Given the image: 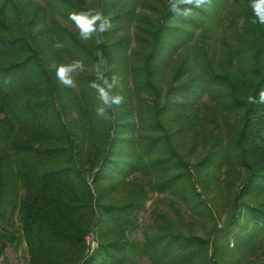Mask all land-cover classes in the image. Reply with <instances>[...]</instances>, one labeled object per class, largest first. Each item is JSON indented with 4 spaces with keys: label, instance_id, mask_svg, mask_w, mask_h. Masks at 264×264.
Segmentation results:
<instances>
[{
    "label": "trees",
    "instance_id": "trees-1",
    "mask_svg": "<svg viewBox=\"0 0 264 264\" xmlns=\"http://www.w3.org/2000/svg\"><path fill=\"white\" fill-rule=\"evenodd\" d=\"M83 5L0 0V254L25 243L28 264H264V105L247 99L264 88V25L249 0L187 19L168 0H93L112 22L100 45L69 19ZM97 52L121 81L111 122L89 87ZM76 59L68 88L55 68Z\"/></svg>",
    "mask_w": 264,
    "mask_h": 264
},
{
    "label": "clouds",
    "instance_id": "clouds-1",
    "mask_svg": "<svg viewBox=\"0 0 264 264\" xmlns=\"http://www.w3.org/2000/svg\"><path fill=\"white\" fill-rule=\"evenodd\" d=\"M93 0H84V9L78 12H70L69 19L75 24L79 32V38L87 41L97 36L96 44L104 43L100 36L112 28V22L104 13L94 7H90ZM213 0H168L170 12L175 16L189 18L193 14V9L209 10L212 7ZM250 7L255 19L253 23L264 25V0H249ZM183 6V7H182ZM62 43H56L54 48L62 49ZM98 60L94 65L95 79L89 82V87L97 94L99 106L95 109L97 117L111 122L114 121L115 109L124 102V96L114 90L121 87L120 77L116 74L111 76V67L105 58L103 52L96 53ZM84 63L76 59L67 64H60L55 68L57 80L68 88H75V77L84 72ZM249 104L264 105V88L258 92V98L255 95L248 96Z\"/></svg>",
    "mask_w": 264,
    "mask_h": 264
},
{
    "label": "rangeland",
    "instance_id": "rangeland-1",
    "mask_svg": "<svg viewBox=\"0 0 264 264\" xmlns=\"http://www.w3.org/2000/svg\"><path fill=\"white\" fill-rule=\"evenodd\" d=\"M151 195H154V197H155L157 194L150 193V196ZM151 203H152V200L147 202L146 210L144 212H142V214H141L143 224H146L147 222H149L151 220L150 212L153 209V205H151ZM167 203H168L167 201L162 202L160 204V206L163 208H165V207L168 208L169 205ZM143 229L144 228H141L135 234V236L141 240H143ZM95 242H96L95 247H97L98 243H97V241H95ZM27 259H28V255L26 252L25 243L21 244L18 248L14 247L12 244L8 245L5 249V251L3 252V254H0V264H28ZM138 264H158V263L154 262L149 257H144L141 261H139Z\"/></svg>",
    "mask_w": 264,
    "mask_h": 264
},
{
    "label": "built area",
    "instance_id": "built-area-1",
    "mask_svg": "<svg viewBox=\"0 0 264 264\" xmlns=\"http://www.w3.org/2000/svg\"><path fill=\"white\" fill-rule=\"evenodd\" d=\"M94 235L93 234H90L88 237H87V241H88V244L90 246L91 249L95 248V240H94Z\"/></svg>",
    "mask_w": 264,
    "mask_h": 264
}]
</instances>
